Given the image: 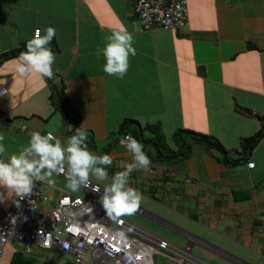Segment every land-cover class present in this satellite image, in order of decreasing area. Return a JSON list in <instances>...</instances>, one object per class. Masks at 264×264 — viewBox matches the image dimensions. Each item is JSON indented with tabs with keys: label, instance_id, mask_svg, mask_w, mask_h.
<instances>
[{
	"label": "crops",
	"instance_id": "obj_1",
	"mask_svg": "<svg viewBox=\"0 0 264 264\" xmlns=\"http://www.w3.org/2000/svg\"><path fill=\"white\" fill-rule=\"evenodd\" d=\"M132 6L131 0H0V53L25 47L36 29H56L51 80L62 87L69 115L44 80L15 73L20 55L1 63L6 154L27 147L34 132L51 131L63 144L81 126L88 131L89 150L113 158L111 177L132 161L123 143L132 135L120 129L125 120L137 122L139 131L159 126L172 149L177 130L211 136L231 151L236 165H224L221 153L195 144L187 159L160 164L155 150L143 144L151 164L129 177V186L142 194L135 213L182 242L178 247L162 239L171 246L189 245L200 264H264V138L247 161L236 155L261 126L255 116H264V0H187L188 24L177 31H141ZM120 27L133 35L136 50L123 79L107 76L98 54L105 37ZM52 181L36 182L45 212L60 192L84 193L68 190L65 176L54 173ZM91 182L103 192L110 181ZM16 198L0 187V217ZM49 255L35 248L24 256L12 242L1 264H55Z\"/></svg>",
	"mask_w": 264,
	"mask_h": 264
},
{
	"label": "built area",
	"instance_id": "obj_2",
	"mask_svg": "<svg viewBox=\"0 0 264 264\" xmlns=\"http://www.w3.org/2000/svg\"><path fill=\"white\" fill-rule=\"evenodd\" d=\"M131 1L143 32L177 31L188 24L187 0ZM253 165L250 162L247 167ZM57 174L66 177V171ZM83 190L84 197L60 192L48 212L41 207L45 198L36 185L32 194L20 201L19 208L16 198L0 217V264L5 246L12 242L24 256H30L35 248L60 251L70 255L73 264H156V256L172 264H200L193 259L189 245L175 248L165 240L141 234L120 218H108L98 204L102 189ZM49 235L51 242L46 244Z\"/></svg>",
	"mask_w": 264,
	"mask_h": 264
},
{
	"label": "clouds",
	"instance_id": "obj_3",
	"mask_svg": "<svg viewBox=\"0 0 264 264\" xmlns=\"http://www.w3.org/2000/svg\"><path fill=\"white\" fill-rule=\"evenodd\" d=\"M55 37L56 29L52 26L37 29L26 43V50L20 54L15 73L21 78L36 74L41 80L53 79L56 56L50 44ZM105 41L103 48L98 50L104 59L103 72L107 76L123 79L129 69L130 56L136 55L134 37L125 27H120L105 37ZM87 140L88 131L81 126L75 128L74 134L63 144L51 131L47 134L34 132L27 147L18 154L8 156L0 136V187L13 192L17 197L16 207L19 208L20 201L32 194L37 181L52 184L54 173L66 171V187L71 192L90 187L100 192L101 188L93 185L91 178L110 181L103 187L98 201L108 218L117 220L134 214L140 207L142 194L129 186V177L133 171L145 169L151 164L143 145L134 137L127 136L123 143L132 161L109 177L107 169L112 166L113 158L109 154L90 151ZM50 242L49 235L45 243Z\"/></svg>",
	"mask_w": 264,
	"mask_h": 264
},
{
	"label": "trees",
	"instance_id": "obj_4",
	"mask_svg": "<svg viewBox=\"0 0 264 264\" xmlns=\"http://www.w3.org/2000/svg\"><path fill=\"white\" fill-rule=\"evenodd\" d=\"M25 50L26 48L22 47L19 49L0 53V64L8 59L19 56ZM44 81L50 88L52 99L59 102L61 112L64 116L69 118V115L66 111V97L62 87L54 85L51 79L49 80L45 78ZM255 117L259 120L261 126L252 136L244 140L241 152L236 154L242 155V161H247L249 159L254 148L264 138V116ZM134 126H138V128ZM120 129L122 133H124V131L130 133L132 137L137 139L142 145H150L156 152L157 163L160 164L170 165L187 159L191 154L193 144L202 146L205 149H214L218 151L222 154V163L226 166H233L238 163V160L229 157L231 151H227L219 141L208 135L188 130H177L172 135V143L175 147L174 149H172L166 144L159 126L157 128L155 126H147L139 131V125L137 122L125 120L121 124ZM145 130L150 133V137L144 136L143 131ZM90 146H92V144H90ZM235 153L236 152L232 154L235 155ZM13 263L18 264L16 260L13 261Z\"/></svg>",
	"mask_w": 264,
	"mask_h": 264
},
{
	"label": "rangeland",
	"instance_id": "obj_5",
	"mask_svg": "<svg viewBox=\"0 0 264 264\" xmlns=\"http://www.w3.org/2000/svg\"><path fill=\"white\" fill-rule=\"evenodd\" d=\"M78 195L80 197H84L83 191H80L78 193ZM99 199H100V197H99ZM99 199H98V201H99ZM98 204H99V202H98ZM99 206H100V204H99ZM120 218L123 221H125L126 223H128L134 227H138L140 229H143V230L153 234L157 238L166 239V240L170 241V243H172L173 245L178 246V247L182 246V242L177 236L173 235L171 232H169L165 228L154 225L151 222L143 219L142 217H140L136 213H134L130 216H122ZM194 226L196 228V225H194ZM48 259H50L51 261H54L55 264H73L72 259L64 252L50 251V255L48 256ZM156 264H172V263L168 262L164 258H161L160 256H156ZM189 264H191V263H189Z\"/></svg>",
	"mask_w": 264,
	"mask_h": 264
},
{
	"label": "water",
	"instance_id": "obj_6",
	"mask_svg": "<svg viewBox=\"0 0 264 264\" xmlns=\"http://www.w3.org/2000/svg\"><path fill=\"white\" fill-rule=\"evenodd\" d=\"M199 75H204V69L202 66L197 68Z\"/></svg>",
	"mask_w": 264,
	"mask_h": 264
}]
</instances>
